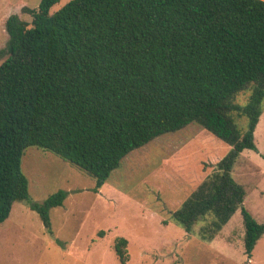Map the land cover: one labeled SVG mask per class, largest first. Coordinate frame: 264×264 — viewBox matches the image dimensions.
Returning a JSON list of instances; mask_svg holds the SVG:
<instances>
[{
  "label": "trees",
  "instance_id": "16d2710c",
  "mask_svg": "<svg viewBox=\"0 0 264 264\" xmlns=\"http://www.w3.org/2000/svg\"><path fill=\"white\" fill-rule=\"evenodd\" d=\"M41 0L6 21L0 50V224L24 202L53 235L51 210L29 195L25 151L37 147L95 180L99 192L123 159L166 133L197 124L232 147L174 212L187 233L214 241L237 210L249 259L264 236L232 176L244 150L258 152L264 113V0ZM250 91L246 105L235 103ZM235 114L246 116L243 133ZM58 241V240H57ZM60 242V241H59ZM128 240H115L128 264Z\"/></svg>",
  "mask_w": 264,
  "mask_h": 264
},
{
  "label": "rangeland",
  "instance_id": "374dc122",
  "mask_svg": "<svg viewBox=\"0 0 264 264\" xmlns=\"http://www.w3.org/2000/svg\"><path fill=\"white\" fill-rule=\"evenodd\" d=\"M70 1L60 0L51 13ZM40 3L0 0V50L9 41L7 19L18 14L31 22L22 9H36ZM250 94L241 93L235 103L244 107ZM235 121L244 133L248 118L235 114ZM254 136L258 152L244 150L232 176L245 188L243 206L264 223V113ZM231 150L193 123L128 154L95 192L90 176L50 152L28 148L22 169L30 198L42 202L59 190L69 195L62 206L51 210L53 235L35 211L24 202L15 203L9 219L0 224V264H121L114 249L120 237L128 240V264H264V236L251 259L245 253L240 209L211 242L198 235L203 223L187 233L172 217Z\"/></svg>",
  "mask_w": 264,
  "mask_h": 264
},
{
  "label": "crops",
  "instance_id": "0c3cea01",
  "mask_svg": "<svg viewBox=\"0 0 264 264\" xmlns=\"http://www.w3.org/2000/svg\"><path fill=\"white\" fill-rule=\"evenodd\" d=\"M102 189V188H101ZM6 222V221H5Z\"/></svg>",
  "mask_w": 264,
  "mask_h": 264
}]
</instances>
